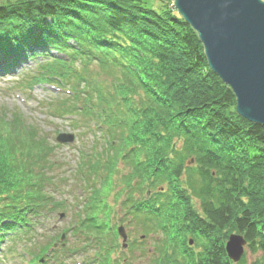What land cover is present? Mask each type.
Returning a JSON list of instances; mask_svg holds the SVG:
<instances>
[{"label":"trees","instance_id":"trees-1","mask_svg":"<svg viewBox=\"0 0 264 264\" xmlns=\"http://www.w3.org/2000/svg\"><path fill=\"white\" fill-rule=\"evenodd\" d=\"M29 61L37 66L28 85L44 83L70 96L72 106L62 104L53 115L76 118L73 124L83 115L107 138L109 156L88 168L109 165L112 175L120 159L132 167L118 194L127 193L122 205L145 233L164 235L152 264H236L225 250L233 233L259 254L254 264H264V125L237 113L232 89L210 69L197 33L176 9L159 12L147 0H9L0 4V76ZM93 62L107 70L111 88L88 71ZM1 117L4 130H24L2 150L16 168L13 175L0 168L4 260L29 252L4 245L30 237L36 219L51 213L53 196L45 172L37 171L40 162L49 165V151L35 149L39 138L19 117L15 124ZM90 199L93 212L96 194ZM76 226L86 234L105 229L92 216ZM49 252L44 260L42 252L32 254L29 263L49 264L58 251ZM101 256L100 264H120ZM244 262L245 254L237 264Z\"/></svg>","mask_w":264,"mask_h":264},{"label":"rangeland","instance_id":"rangeland-1","mask_svg":"<svg viewBox=\"0 0 264 264\" xmlns=\"http://www.w3.org/2000/svg\"><path fill=\"white\" fill-rule=\"evenodd\" d=\"M8 1L0 0V4H7ZM147 1L150 7L159 12L175 9L174 0ZM77 65L82 66L78 63ZM31 66L36 67L37 64L29 61L15 74L0 76V114L2 115L1 120H9L14 124L17 122L16 118L19 117V121L23 122L32 134L39 138V141L35 142V149L49 151L46 156L49 165H43L40 162L37 171L40 173L38 169L42 168V172H45L44 179L50 180L51 183L47 188L49 191L45 192L53 196V203L52 205L47 204V207H51L49 215L36 219V230L29 233L30 237L25 235L24 241L19 244L15 243L14 245L11 243L13 241H6L4 245L5 247L10 245L15 249H27L29 252L22 255L20 250H17L13 253L16 255H9V259H0V264H31L29 263L31 255L41 252L44 260L48 256L51 257L52 253L49 250L54 247L58 253L55 258L50 259L49 264H100L102 254L110 255L111 260L119 261L120 264H152L155 256H158L157 245L159 243V248L162 246L164 235L162 231L158 230L145 233L140 219H135L134 215L128 211V205H126V209L122 205L127 199V193L118 194V191L121 192L122 189L120 178L129 173L132 167L120 159L118 166L116 165L118 169L112 175L108 170L109 165H106V168L93 169L92 166L88 168L92 161L101 162L102 156H109L106 151L108 148L107 138L98 131H92L87 126L88 123H84L83 115L80 116V123L76 124L72 123L76 118H63L62 113L58 114L60 116L53 115L54 108L59 109L62 104L65 105V108L72 106L66 102L70 100V96L67 92H58L57 88L44 83L28 85ZM88 67L90 69L88 71L96 76L95 79L104 80L105 90L107 87L111 88L108 86L111 77L106 73L107 70L100 68L94 62L90 63ZM64 100L66 103L63 102ZM13 128L4 130V125L0 122V168L5 167V171L9 170L11 175L16 174L14 171L16 168H12V165L9 166L6 163L2 150L7 149L5 143L9 139L13 141L15 135L20 137V132L24 131L20 127ZM60 134H72L74 141L59 142L57 138ZM91 172L93 173L91 174ZM103 177H107L105 184ZM95 194L98 207L92 212L91 208H87L89 205L86 202L89 203L90 197ZM91 216L94 222L102 221V225H105L104 234L91 233L90 231L86 234L77 231L79 229L75 226H81L83 221H87ZM119 228H123L126 232V241L119 234ZM108 231H110V235H107ZM228 238L225 239V243ZM25 239H29V241L26 242ZM190 241H192L191 246L198 249L194 241ZM105 247L108 249L105 250ZM63 248L68 250L65 255ZM69 248L78 249L74 253ZM244 254L245 262L243 264H254V259L259 256V254L254 255L247 248H245ZM92 258L95 262L90 263Z\"/></svg>","mask_w":264,"mask_h":264},{"label":"water","instance_id":"water-1","mask_svg":"<svg viewBox=\"0 0 264 264\" xmlns=\"http://www.w3.org/2000/svg\"><path fill=\"white\" fill-rule=\"evenodd\" d=\"M173 6L197 33L210 69L232 89L237 113L264 125V0H174ZM57 141L70 143L74 136L60 134ZM118 231L126 241L124 229ZM246 246L233 233L225 250L237 263Z\"/></svg>","mask_w":264,"mask_h":264}]
</instances>
